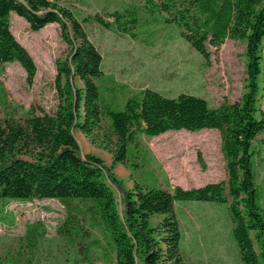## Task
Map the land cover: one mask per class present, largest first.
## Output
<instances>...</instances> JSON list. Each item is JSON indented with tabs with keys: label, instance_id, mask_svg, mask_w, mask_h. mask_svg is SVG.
<instances>
[{
	"label": "trees",
	"instance_id": "16d2710c",
	"mask_svg": "<svg viewBox=\"0 0 264 264\" xmlns=\"http://www.w3.org/2000/svg\"><path fill=\"white\" fill-rule=\"evenodd\" d=\"M143 11L165 14V21L176 24L182 37L207 61L210 47L220 46L227 38L245 42L247 86L242 97L214 106L190 93L169 97L145 88L117 109L100 93L97 80L104 75L103 55L84 23L93 20L107 29L129 32L139 24L136 9L110 12L114 18L110 22L99 14L79 19L53 0H0V66L20 62L29 83L38 72L34 57L12 30V13L23 17L34 32L59 23L62 36L74 44L70 59L56 62L57 108L39 112L32 106L26 116L0 120V201L59 200L66 216L57 227L58 234L76 245L86 261L92 248H110L116 264H191L181 248L176 202L229 203L243 264H264V211L257 203L253 169V142L264 132V108L259 106L264 0H145ZM74 76L83 87L73 85ZM75 129L94 144L102 140V147L113 154V164L134 169L146 165L131 162L138 157L131 146L140 149V134L155 137L168 131L217 129L227 160V184L176 185L169 190L135 181L131 190H125L101 157L82 155ZM102 130L106 131L102 138H94ZM198 157L203 160L201 154ZM115 186L123 192L122 211ZM40 225L27 227L26 239L32 247L41 236ZM93 229L102 237H94Z\"/></svg>",
	"mask_w": 264,
	"mask_h": 264
},
{
	"label": "rangeland",
	"instance_id": "374dc122",
	"mask_svg": "<svg viewBox=\"0 0 264 264\" xmlns=\"http://www.w3.org/2000/svg\"><path fill=\"white\" fill-rule=\"evenodd\" d=\"M53 1L68 7L79 19L99 14L113 22L110 12L138 11L139 24L129 32L107 29L93 20L84 23L90 39L103 55L104 75L97 80L100 93L117 109H123L128 97L145 88L169 97L190 93L207 99L214 106L238 101L246 91L245 42L227 38L220 46L210 47L211 59L207 61L182 37L176 24L165 21V14L144 12L145 0ZM12 30L34 57L38 72L33 83H29L20 62L0 66V120L26 116L32 106L39 112L41 109L53 112L58 105L56 62L70 59L74 44L62 36L59 23L34 32L16 13L12 14ZM261 52L263 73L259 106L264 108V41ZM72 81L76 87L84 86L78 76ZM104 126H108V121ZM104 132L98 131L94 138H102ZM74 134L93 143L90 137L81 135L79 129H75ZM98 141L95 145L103 148L102 140ZM138 141V151L131 146L138 154L131 162L146 164V167L134 169L124 165L118 173L112 170L125 190H131L136 180L169 190L176 185L191 188L218 181L227 184V160L222 151V135L217 129L168 131L155 137L140 134ZM263 141L264 132L253 142L256 150L253 169L257 203L264 211ZM115 192L122 211L123 192L116 186ZM175 211L183 234L181 248L191 264H243L233 236L229 203L178 201ZM65 216V208L57 199L1 200L0 261L4 264H116L110 248L94 247L88 261L84 260L78 247L57 232ZM160 219V216L154 218L152 224ZM38 222L41 236L32 247L26 239L27 227ZM93 234L102 237L97 229H93Z\"/></svg>",
	"mask_w": 264,
	"mask_h": 264
},
{
	"label": "crops",
	"instance_id": "0c3cea01",
	"mask_svg": "<svg viewBox=\"0 0 264 264\" xmlns=\"http://www.w3.org/2000/svg\"><path fill=\"white\" fill-rule=\"evenodd\" d=\"M80 133H81V135H84L81 131H80ZM79 135L80 134H78V136H76V139L80 145L82 153H84V154L92 153V154H95V155L101 157L104 160L106 167L111 168V170H113L116 173H118V171L122 170V168L124 167V164H122V163L113 164V154L111 152H109L108 150H106L104 148H98L93 143L86 142V140H83L82 136H79ZM85 137H86V135H85ZM145 167L146 166H144L143 168H145ZM136 181H139V180H136Z\"/></svg>",
	"mask_w": 264,
	"mask_h": 264
}]
</instances>
